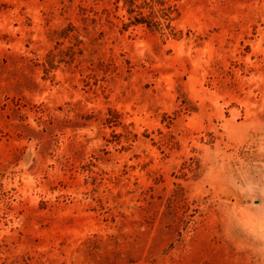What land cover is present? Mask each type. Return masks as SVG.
I'll list each match as a JSON object with an SVG mask.
<instances>
[{
	"label": "rangeland",
	"instance_id": "rangeland-1",
	"mask_svg": "<svg viewBox=\"0 0 264 264\" xmlns=\"http://www.w3.org/2000/svg\"><path fill=\"white\" fill-rule=\"evenodd\" d=\"M0 264H264V0H0Z\"/></svg>",
	"mask_w": 264,
	"mask_h": 264
},
{
	"label": "trees",
	"instance_id": "trees-1",
	"mask_svg": "<svg viewBox=\"0 0 264 264\" xmlns=\"http://www.w3.org/2000/svg\"><path fill=\"white\" fill-rule=\"evenodd\" d=\"M129 4L133 7L134 6V0H128ZM159 2L162 4L163 0H159ZM134 9H129L130 12H132ZM171 12L172 8L170 6L168 7H161L158 12L155 14L143 15L140 11L137 13V15H134L133 19L129 21L130 24H138L142 23L145 24L147 27H150L155 30H159L162 28H168L172 30L171 26ZM163 19V20H161Z\"/></svg>",
	"mask_w": 264,
	"mask_h": 264
}]
</instances>
